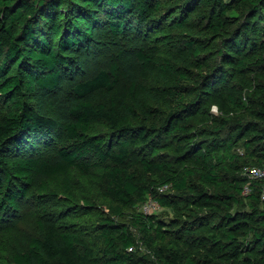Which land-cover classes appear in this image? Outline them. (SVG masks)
Masks as SVG:
<instances>
[{
  "label": "trees",
  "instance_id": "trees-1",
  "mask_svg": "<svg viewBox=\"0 0 264 264\" xmlns=\"http://www.w3.org/2000/svg\"><path fill=\"white\" fill-rule=\"evenodd\" d=\"M161 29L78 79L100 34ZM263 165L264 0H0V225L33 191L99 195L9 264H264ZM148 198L172 217L127 221Z\"/></svg>",
  "mask_w": 264,
  "mask_h": 264
},
{
  "label": "rangeland",
  "instance_id": "rangeland-1",
  "mask_svg": "<svg viewBox=\"0 0 264 264\" xmlns=\"http://www.w3.org/2000/svg\"><path fill=\"white\" fill-rule=\"evenodd\" d=\"M170 29H161L152 32L147 40L123 39L108 37L100 34V42L92 50L83 54L82 60L84 64V73L78 77L79 80L94 76L101 69L106 68L110 61V56L116 52L121 45H129L132 47H140L149 43L163 42L167 37ZM217 113V110H212ZM100 132L106 131V127L98 126ZM238 150L242 149L239 147ZM79 191L76 192V199L67 200L65 195L58 192L50 191L48 195H41L38 191H33L28 198L23 201L21 209L17 212L16 218L7 224L0 225V264H9L16 252L24 251L28 248L30 241L40 236L39 228L40 219H58L60 215L66 213L68 209L76 206L75 203L80 202L83 197L91 200L97 199L98 194L94 186L87 180H76ZM82 203V202H81ZM96 210L102 212L104 206L98 201ZM156 214L159 217L169 220L172 217L170 210L161 207L151 198L144 203L138 204L133 210L127 212V221L133 213ZM95 218L80 220L78 223L81 228L90 231V224ZM91 220V221H90Z\"/></svg>",
  "mask_w": 264,
  "mask_h": 264
},
{
  "label": "built area",
  "instance_id": "built-area-1",
  "mask_svg": "<svg viewBox=\"0 0 264 264\" xmlns=\"http://www.w3.org/2000/svg\"><path fill=\"white\" fill-rule=\"evenodd\" d=\"M213 110H217V108L214 107ZM246 172L251 179L263 181V185L261 189V198L264 201V165L249 167ZM249 192H251V189L247 187L246 193H249Z\"/></svg>",
  "mask_w": 264,
  "mask_h": 264
}]
</instances>
